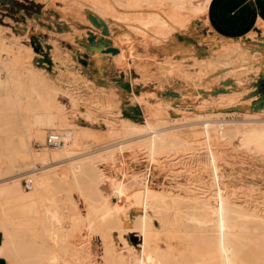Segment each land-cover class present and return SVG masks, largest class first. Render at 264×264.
I'll return each instance as SVG.
<instances>
[{
    "label": "rangeland",
    "instance_id": "1",
    "mask_svg": "<svg viewBox=\"0 0 264 264\" xmlns=\"http://www.w3.org/2000/svg\"><path fill=\"white\" fill-rule=\"evenodd\" d=\"M124 1L0 0V47L5 44L6 48L12 47L19 52L24 64L18 65L17 73H25L24 66L35 71L51 92H58L57 98L70 114L73 110L69 101L81 108L79 111L83 116L77 114L75 121L97 135L90 152L95 157L101 154L102 158L96 157L100 160H111L109 155L117 145L110 142L108 130L111 126L132 122L143 124L148 120L153 125L158 123L159 128L175 129L183 141L179 147L159 151L157 160L138 153L128 159L123 180L129 197L147 185V181L157 194L182 201L210 200L221 183V189L224 191L225 188L227 192L224 191V195L236 206L239 216L242 215L239 225L243 236L257 237L264 232V149L251 143L246 146L230 139L221 140L216 127L222 121L227 122L229 131L235 125L247 127L248 121L257 126L264 123V92L261 91L264 89V0H234L239 6L236 12L225 11L226 6L222 11L209 7L200 12L170 10L171 20H165L159 28V32L164 29L163 34L158 33V28H153L156 31L145 28V32L144 28L136 29L133 25L140 14L128 9ZM31 2L39 7H32ZM144 8L141 13L149 7ZM155 8L159 13L166 12L162 5ZM155 13L152 15L159 14ZM105 24L108 33L104 35ZM166 27L171 28L168 31ZM91 32L96 37L94 43L89 40ZM101 39L104 45L98 43ZM107 46L123 48L128 57L118 56L119 52L103 55L100 50ZM6 77L5 71H0V80L7 81ZM22 82L30 91L31 81L25 78ZM3 94L0 91V96ZM136 97L142 101L140 112H135ZM123 112L133 117L129 118ZM85 114L91 116L85 118ZM26 117L22 118L18 111L5 106L0 109V182H3L0 186L10 185L13 179L34 172L38 178L45 172L62 173L68 166V158L49 162L45 167L31 158L22 161L16 158L20 144H28L22 121ZM3 119L8 122L3 124ZM204 124L214 125L206 130ZM127 128L123 139L132 146L137 145L139 134L129 126ZM30 142L34 152L56 148L48 146L46 139L32 138ZM118 158L115 156L114 160ZM213 158L220 174L219 181L212 178ZM109 165V177L112 172H120L118 166L123 167L121 164L115 169L112 161ZM99 173L93 172V176L97 177ZM69 188L56 196V206L67 217L75 213L85 215L86 207L80 194ZM112 202L117 205V198ZM132 208L125 211L128 234L124 237L125 245L137 250L142 244L137 232L140 211L138 207ZM155 224L159 225L157 221ZM20 228L15 226L13 230L29 240V232ZM1 233L0 228V236ZM117 234H112L116 242L120 239ZM160 239L157 244L164 250H172V264H183L187 259L193 263L222 264L215 249L196 248L193 243L185 245L170 239L166 233H162ZM86 240L79 232L71 239L72 246L84 242L90 259L88 263H78L107 264V245L101 235L95 234ZM117 245L125 248L123 242L119 241Z\"/></svg>",
    "mask_w": 264,
    "mask_h": 264
},
{
    "label": "bare ground",
    "instance_id": "2",
    "mask_svg": "<svg viewBox=\"0 0 264 264\" xmlns=\"http://www.w3.org/2000/svg\"><path fill=\"white\" fill-rule=\"evenodd\" d=\"M124 2L128 9L140 14L136 22L133 21L135 23L133 26L136 29L144 28L143 31L145 32V28H158V30L156 29L158 33L164 31L161 28L160 30H163L159 32L164 21L171 20L172 17L168 14L170 10L190 9L194 12H200L206 11L204 8L209 7L222 11L225 6V11L228 12L239 10V6L234 0L231 2L223 0H125ZM156 5L164 6L167 14L166 12L159 13L155 8ZM144 7L149 8L146 9V12L141 13V9ZM155 12L159 14L153 16L152 14ZM167 23L165 24L167 25ZM171 23L172 21H170ZM140 31L142 32V30ZM5 46L2 44L0 47V71H5L8 78L6 77L7 81L0 80V91L4 93L0 96V109L5 106L9 110L18 111L22 118L23 116L28 117L22 120L27 131L28 144H20V153H15L16 158H20V161L31 158L34 161H40L44 167L48 166L49 162L63 158H68L69 163L62 173L57 171V173L55 171V173H46L43 170L45 174H42L41 178H38L34 172L24 178L13 179V183L10 185L0 186V228L2 229L0 261L8 260L9 264H79V261L88 263L90 259L84 242L71 245L73 234L79 232L82 239L85 240H90L95 234L101 235L102 240L107 245V264H172V250H164L157 244L162 233H166L170 239L183 242L185 245L193 243L196 248H209V251L215 249L221 256L222 264H264V232L262 231L263 233L255 238L243 236L239 225V219L242 215L239 216L236 206L232 205L224 195L226 190L225 188L224 191L221 189L222 184L220 182V189L215 187L218 189L217 193H213L215 196L210 200L194 198L182 201L172 196L157 194L147 181L145 182L147 185L135 191L134 196L130 195L129 197L127 195L128 188H126L123 178L125 164H129L128 159L134 153H138L153 160L159 151L179 147L183 141L178 137L175 129L165 130L157 127L158 123L153 125L148 120L143 124L132 122L128 125L111 126L108 130L110 142H116L117 145H114L113 152L109 155L111 160L103 158L102 161L98 159L99 157L96 158L101 154L95 157L90 152L97 135L75 121L74 116L77 114L83 116L80 113L81 108L79 109V106L73 101H69L70 106H72L70 109L73 110L70 114L60 98H57L58 92H51L47 83L32 69L24 66L25 73H17L18 65L24 64L21 55L14 48H6ZM119 53L118 56L128 57V53L126 54L123 48L119 50ZM129 57L131 58V56ZM25 78L31 81L30 91H27L23 85L22 81ZM136 100L138 105L135 112H140L142 101L137 97ZM123 113L129 118L133 117L128 112ZM90 116L85 114V118ZM2 122L6 124L8 121L5 122L3 119ZM248 122L245 128L235 127V125L234 129L229 131L230 128L226 127L227 122L222 121L216 127L217 136L221 140L230 139L246 146L251 143L264 149V123L257 126L254 122ZM211 125L214 124H204V128L208 130ZM127 126L139 134L140 140L139 142L136 140L137 145L132 146L129 141L123 139L125 129L129 130ZM50 131L62 134L60 145L54 149L46 148L34 152L29 146L30 140L37 138L45 141L46 134ZM115 156L119 158L114 160ZM215 158H213L212 163V178L214 181H219L220 174H218ZM110 161L114 163L115 169L121 164L123 167L120 166L119 168L118 166L120 172H112L109 177ZM13 163L11 164L13 165ZM151 164L153 165V161ZM12 165L11 167H13ZM127 169L129 168L127 167ZM97 171L100 172L99 175L93 176V172ZM29 182H31V187L28 189ZM69 187L74 188L80 194L86 207L85 215L75 213L67 217L61 208L56 206V196L62 191H69ZM104 187L107 188V191ZM108 189L110 190L108 191ZM114 198H117V205H113L112 199ZM132 207H138L140 211L136 217L137 232L141 236L142 244L137 250L131 249L128 244L126 246L127 242L124 237L128 234L125 228L127 226V220H124L125 211L132 210ZM131 214L132 212H130ZM156 221L159 225L155 224ZM15 226L26 229L31 238L29 240L21 238L16 232L17 230H13ZM114 232H117L120 238H117V242H123L125 248L118 246L119 243L117 245L112 235ZM257 232L255 233L257 234ZM189 239L192 240L189 241ZM48 243L52 245V248L49 247ZM183 264H200V262L193 263L191 259H187L183 261Z\"/></svg>",
    "mask_w": 264,
    "mask_h": 264
},
{
    "label": "water",
    "instance_id": "3",
    "mask_svg": "<svg viewBox=\"0 0 264 264\" xmlns=\"http://www.w3.org/2000/svg\"><path fill=\"white\" fill-rule=\"evenodd\" d=\"M92 20H95V17L92 16ZM102 33H103L104 35L108 33V30H107V26H106V24H105V30H103ZM89 40H90V42H92V43H94L95 40H96V37H95V35H94L92 32H91V37H89ZM98 43L101 44V45H104V44H102V43H103V39L99 40ZM107 44H108V42L106 41V45H107ZM108 45H109V44H108ZM100 51H101V53H102L103 55H104V54H108V53H112L113 55H115V54H117V53L119 52V49L116 48V47H113V46H107L106 48H103V49H101ZM85 55H87V54L85 53ZM84 63H86V62H84Z\"/></svg>",
    "mask_w": 264,
    "mask_h": 264
},
{
    "label": "built area",
    "instance_id": "4",
    "mask_svg": "<svg viewBox=\"0 0 264 264\" xmlns=\"http://www.w3.org/2000/svg\"><path fill=\"white\" fill-rule=\"evenodd\" d=\"M62 140V134L55 131H50L46 137V144L50 147H58ZM28 189L31 187V182L27 185Z\"/></svg>",
    "mask_w": 264,
    "mask_h": 264
},
{
    "label": "trees",
    "instance_id": "5",
    "mask_svg": "<svg viewBox=\"0 0 264 264\" xmlns=\"http://www.w3.org/2000/svg\"><path fill=\"white\" fill-rule=\"evenodd\" d=\"M16 7H17V5H18V3L17 2H15V4H14ZM35 4H34V2H31V6L33 7ZM36 6V5H35ZM20 7V6H19ZM37 8L39 7V4H37V6H36ZM20 8H24V9H29L28 7H24V6H22V7H20ZM263 88H264V85H263ZM262 92H264V89H262L261 90Z\"/></svg>",
    "mask_w": 264,
    "mask_h": 264
},
{
    "label": "crops",
    "instance_id": "6",
    "mask_svg": "<svg viewBox=\"0 0 264 264\" xmlns=\"http://www.w3.org/2000/svg\"><path fill=\"white\" fill-rule=\"evenodd\" d=\"M249 2H252L250 0H248ZM209 56V55H208ZM2 241L1 237H0V242ZM0 264H9V261L8 260H5V261H0Z\"/></svg>",
    "mask_w": 264,
    "mask_h": 264
}]
</instances>
